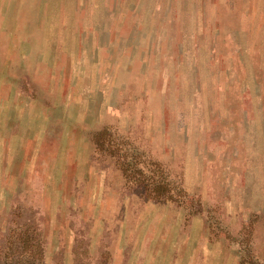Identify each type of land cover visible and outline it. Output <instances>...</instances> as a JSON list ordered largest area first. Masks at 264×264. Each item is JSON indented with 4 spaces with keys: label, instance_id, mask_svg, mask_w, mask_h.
<instances>
[{
    "label": "rangeland",
    "instance_id": "1",
    "mask_svg": "<svg viewBox=\"0 0 264 264\" xmlns=\"http://www.w3.org/2000/svg\"><path fill=\"white\" fill-rule=\"evenodd\" d=\"M0 264H264V0H0Z\"/></svg>",
    "mask_w": 264,
    "mask_h": 264
}]
</instances>
